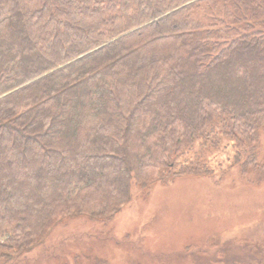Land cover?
Returning <instances> with one entry per match:
<instances>
[{
    "label": "trees",
    "instance_id": "1",
    "mask_svg": "<svg viewBox=\"0 0 264 264\" xmlns=\"http://www.w3.org/2000/svg\"><path fill=\"white\" fill-rule=\"evenodd\" d=\"M262 133L264 0H0V264L133 182L210 176L216 142L263 168Z\"/></svg>",
    "mask_w": 264,
    "mask_h": 264
},
{
    "label": "rangeland",
    "instance_id": "2",
    "mask_svg": "<svg viewBox=\"0 0 264 264\" xmlns=\"http://www.w3.org/2000/svg\"><path fill=\"white\" fill-rule=\"evenodd\" d=\"M259 144L264 158V133ZM226 149L216 142L209 152L210 176L133 182L132 200L111 220L66 216L5 264H256L246 255L256 245L264 250V167L244 174L235 164L223 173L232 154Z\"/></svg>",
    "mask_w": 264,
    "mask_h": 264
}]
</instances>
